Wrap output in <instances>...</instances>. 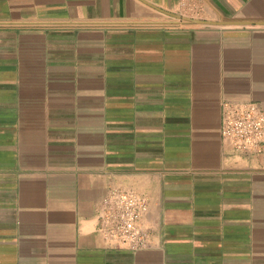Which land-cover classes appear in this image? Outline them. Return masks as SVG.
Segmentation results:
<instances>
[{
  "label": "crops",
  "instance_id": "1",
  "mask_svg": "<svg viewBox=\"0 0 264 264\" xmlns=\"http://www.w3.org/2000/svg\"><path fill=\"white\" fill-rule=\"evenodd\" d=\"M225 99L264 109V0H0V264H264V147L222 138ZM110 184L149 248L105 246Z\"/></svg>",
  "mask_w": 264,
  "mask_h": 264
},
{
  "label": "built area",
  "instance_id": "2",
  "mask_svg": "<svg viewBox=\"0 0 264 264\" xmlns=\"http://www.w3.org/2000/svg\"><path fill=\"white\" fill-rule=\"evenodd\" d=\"M221 136L237 151L261 152L264 147V109L251 100H223ZM149 206L146 194L110 184L95 205L96 230L105 246L131 251L149 248L152 231L144 223Z\"/></svg>",
  "mask_w": 264,
  "mask_h": 264
},
{
  "label": "water",
  "instance_id": "3",
  "mask_svg": "<svg viewBox=\"0 0 264 264\" xmlns=\"http://www.w3.org/2000/svg\"><path fill=\"white\" fill-rule=\"evenodd\" d=\"M175 15L178 16L177 14ZM187 20H191L192 22L214 23L213 21H207V20H202V19H187Z\"/></svg>",
  "mask_w": 264,
  "mask_h": 264
}]
</instances>
